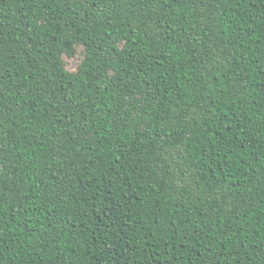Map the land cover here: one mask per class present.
I'll return each mask as SVG.
<instances>
[{"label":"trees","instance_id":"obj_1","mask_svg":"<svg viewBox=\"0 0 264 264\" xmlns=\"http://www.w3.org/2000/svg\"><path fill=\"white\" fill-rule=\"evenodd\" d=\"M0 264H264V0H0Z\"/></svg>","mask_w":264,"mask_h":264},{"label":"rangeland","instance_id":"obj_2","mask_svg":"<svg viewBox=\"0 0 264 264\" xmlns=\"http://www.w3.org/2000/svg\"><path fill=\"white\" fill-rule=\"evenodd\" d=\"M77 60H78V58H75V59L72 61V64H71L70 66H71V67L76 66V64H77Z\"/></svg>","mask_w":264,"mask_h":264}]
</instances>
